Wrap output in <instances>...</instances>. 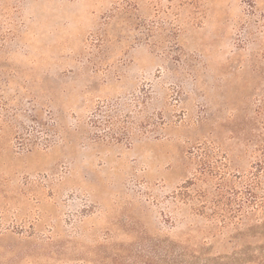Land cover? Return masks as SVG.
Wrapping results in <instances>:
<instances>
[{
  "label": "rangeland",
  "instance_id": "obj_1",
  "mask_svg": "<svg viewBox=\"0 0 264 264\" xmlns=\"http://www.w3.org/2000/svg\"><path fill=\"white\" fill-rule=\"evenodd\" d=\"M0 264H264V0H0Z\"/></svg>",
  "mask_w": 264,
  "mask_h": 264
}]
</instances>
